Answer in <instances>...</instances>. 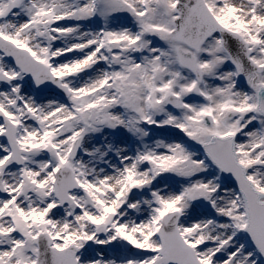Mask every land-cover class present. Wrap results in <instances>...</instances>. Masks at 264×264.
Returning <instances> with one entry per match:
<instances>
[{"label":"snow or ice","instance_id":"6c2138e0","mask_svg":"<svg viewBox=\"0 0 264 264\" xmlns=\"http://www.w3.org/2000/svg\"><path fill=\"white\" fill-rule=\"evenodd\" d=\"M0 264H264V0H0Z\"/></svg>","mask_w":264,"mask_h":264}]
</instances>
